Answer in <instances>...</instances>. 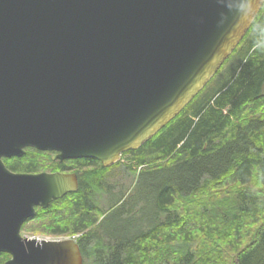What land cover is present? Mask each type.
<instances>
[{
	"label": "water",
	"instance_id": "1",
	"mask_svg": "<svg viewBox=\"0 0 264 264\" xmlns=\"http://www.w3.org/2000/svg\"><path fill=\"white\" fill-rule=\"evenodd\" d=\"M264 0H0L2 264H82L74 237L20 235L74 172L15 173L25 148L103 167L139 148L204 87Z\"/></svg>",
	"mask_w": 264,
	"mask_h": 264
},
{
	"label": "trees",
	"instance_id": "2",
	"mask_svg": "<svg viewBox=\"0 0 264 264\" xmlns=\"http://www.w3.org/2000/svg\"><path fill=\"white\" fill-rule=\"evenodd\" d=\"M53 153L27 147L3 162L76 174L77 191L34 220L75 237L82 264H264V2L217 72L139 148L108 167ZM124 157L127 171L152 176L147 194L103 207L97 193Z\"/></svg>",
	"mask_w": 264,
	"mask_h": 264
},
{
	"label": "rangeland",
	"instance_id": "3",
	"mask_svg": "<svg viewBox=\"0 0 264 264\" xmlns=\"http://www.w3.org/2000/svg\"><path fill=\"white\" fill-rule=\"evenodd\" d=\"M121 161L123 166H118L109 171L103 192L101 194L97 193V203L103 207H107V202H111L121 195H124V203L128 204L133 195L144 198L147 194L145 184L152 179V176L146 174L140 176L137 172L127 171L128 169L125 165L131 164V162L126 157L122 158ZM54 170L52 169V171ZM40 228L39 222L34 220L25 226L23 234L35 237L48 236L45 232L39 231Z\"/></svg>",
	"mask_w": 264,
	"mask_h": 264
},
{
	"label": "flooded vegetation",
	"instance_id": "4",
	"mask_svg": "<svg viewBox=\"0 0 264 264\" xmlns=\"http://www.w3.org/2000/svg\"><path fill=\"white\" fill-rule=\"evenodd\" d=\"M9 169V168H8ZM10 171L12 172H15V173H32V174H35V173H40V172H57V171H60V170H38V171H34V172H26V171H23V170H12V169H9ZM60 172H71V171H60ZM51 204V203H50ZM49 204V205H50ZM49 207V206H48ZM48 207L46 208H42L40 206H35V212L33 214V216L29 217L28 219H26L23 224L21 225L20 227V235L24 238H28V239H36L38 241H41V240H44V241H59V240H64V239H67L69 237H71L70 235L68 234H64V233H46L48 234V236H42V237H35V236H28V235H25L23 234V232L25 231V226L30 223V222H33L34 221V218H35V215L37 213V211L39 209H43V211H45ZM75 238V237H74ZM76 240V239H75ZM7 254V253H6ZM9 255V254H8ZM10 256H8L9 258ZM7 258V259H8ZM6 259V260H7Z\"/></svg>",
	"mask_w": 264,
	"mask_h": 264
},
{
	"label": "bare ground",
	"instance_id": "5",
	"mask_svg": "<svg viewBox=\"0 0 264 264\" xmlns=\"http://www.w3.org/2000/svg\"><path fill=\"white\" fill-rule=\"evenodd\" d=\"M137 211V210H136ZM134 218V217H133ZM147 219V218H146ZM140 222V221H139Z\"/></svg>",
	"mask_w": 264,
	"mask_h": 264
}]
</instances>
